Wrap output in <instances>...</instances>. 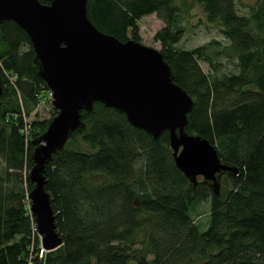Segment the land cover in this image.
<instances>
[{
	"label": "trees",
	"instance_id": "16d2710c",
	"mask_svg": "<svg viewBox=\"0 0 264 264\" xmlns=\"http://www.w3.org/2000/svg\"><path fill=\"white\" fill-rule=\"evenodd\" d=\"M196 4L207 24L221 27L227 45L219 52L208 50L219 45L213 40L175 48ZM243 9L238 0H87L93 26L121 42H138L143 17L155 14L164 24L154 40L174 83L193 100L185 130L209 141L239 174H222L229 189L221 183L215 196L177 169L168 132L154 140L94 103L45 166L63 244L41 257L28 173L32 142L48 122L27 126L25 118L49 90L27 34L13 22L0 25V264H264V0ZM216 56L232 60L236 72L204 73L201 61L217 73ZM36 126L40 134L32 135ZM207 200L208 221L194 222L195 207Z\"/></svg>",
	"mask_w": 264,
	"mask_h": 264
},
{
	"label": "water",
	"instance_id": "95a60500",
	"mask_svg": "<svg viewBox=\"0 0 264 264\" xmlns=\"http://www.w3.org/2000/svg\"><path fill=\"white\" fill-rule=\"evenodd\" d=\"M0 0V25L10 21L30 39L38 76L52 96L57 114L32 144L33 167L28 179L29 212L41 249L62 246L55 215L46 193L45 166L81 126V112L101 103L126 117L138 130L158 140L168 132L177 169L193 184L210 182L215 196L218 179L238 169L220 159L209 141L186 132L192 98L173 81L171 68L160 51L134 40L121 42L97 30L87 15V0ZM0 79V97H1Z\"/></svg>",
	"mask_w": 264,
	"mask_h": 264
},
{
	"label": "rangeland",
	"instance_id": "374dc122",
	"mask_svg": "<svg viewBox=\"0 0 264 264\" xmlns=\"http://www.w3.org/2000/svg\"><path fill=\"white\" fill-rule=\"evenodd\" d=\"M258 0H238V4L243 11L245 7H252L256 4ZM164 27V24L157 18L155 14L143 17L138 22V43L153 48L155 50L160 51L161 45L158 42H155L154 36L155 34ZM185 34L181 41L175 45V48L178 50H193L194 48L200 46H206L212 40L217 42L219 45L211 47L208 49L210 52H219L222 50L223 47L227 45L224 38L221 36V27L209 25L206 23L205 15L202 12L201 5H194L189 12L188 17L186 18V29ZM137 42V41H136ZM213 64L217 67V73L209 67V65L203 61L200 62V67L202 68L203 72L211 75L217 74L219 77L223 76L224 74H230L236 72V66L234 65L232 60H227L224 57L216 56L212 59ZM50 92V91H49ZM42 91L40 95L42 96L41 103L38 104L37 108L34 110L33 113L30 114L28 118H25L27 126L29 124H33L36 122L39 123H49L51 119L54 117L56 110L52 108L51 100L48 98L51 93ZM26 126V127H27ZM28 128V127H27ZM29 129V128H28ZM27 129V132H28ZM32 135L40 134V129L36 127H32ZM85 148V147H83ZM30 172V171H29ZM29 174V173H28ZM224 176V175H221ZM225 178V177H224ZM202 179V178H198ZM225 182L227 179H224ZM224 180L221 181V177H219L218 182L220 186L221 183H224ZM211 191L212 185L210 182H206ZM224 183V188L229 189V186ZM222 186V187H223ZM210 210V200L204 201L199 203L195 207V214L193 216V221L206 223L208 221V217L206 214L209 213ZM201 218V219H200ZM195 219V220H194ZM36 238H38V244L40 253L38 256H43L45 251L41 249V236L36 234Z\"/></svg>",
	"mask_w": 264,
	"mask_h": 264
},
{
	"label": "built area",
	"instance_id": "2783aa9c",
	"mask_svg": "<svg viewBox=\"0 0 264 264\" xmlns=\"http://www.w3.org/2000/svg\"><path fill=\"white\" fill-rule=\"evenodd\" d=\"M5 75H6V78L8 79V81H9L10 84H13V82L16 80V77L13 76V75H9L8 73H5ZM49 93H50V92H49ZM48 98L52 101V96H51V94L49 95ZM27 129H28L27 127H25V129H24V131H25L26 134H27ZM33 231H34V233L37 234V229H36L35 224L33 225Z\"/></svg>",
	"mask_w": 264,
	"mask_h": 264
}]
</instances>
